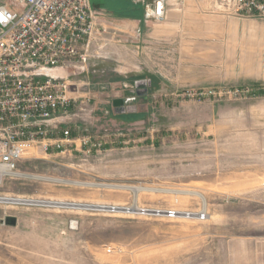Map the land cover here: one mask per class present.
Segmentation results:
<instances>
[{
	"label": "rangeland",
	"instance_id": "obj_1",
	"mask_svg": "<svg viewBox=\"0 0 264 264\" xmlns=\"http://www.w3.org/2000/svg\"><path fill=\"white\" fill-rule=\"evenodd\" d=\"M230 1L165 0L161 18L139 32L117 21L84 67L59 69L75 84L61 127L76 141L30 149L0 196L99 207L0 201V264H264V19ZM129 80L145 90L120 98ZM131 187L148 189L134 201ZM134 202L161 212L101 208Z\"/></svg>",
	"mask_w": 264,
	"mask_h": 264
},
{
	"label": "built area",
	"instance_id": "obj_2",
	"mask_svg": "<svg viewBox=\"0 0 264 264\" xmlns=\"http://www.w3.org/2000/svg\"><path fill=\"white\" fill-rule=\"evenodd\" d=\"M230 2L238 15L264 19V0ZM164 3L154 0L145 18H161ZM94 14L89 0H0V182L15 172L18 161L32 148L45 154L64 151L70 135L61 126L69 116L74 101L69 93L75 91V84L48 71L88 63L95 38ZM164 212L168 217L181 214L174 209Z\"/></svg>",
	"mask_w": 264,
	"mask_h": 264
},
{
	"label": "crops",
	"instance_id": "obj_3",
	"mask_svg": "<svg viewBox=\"0 0 264 264\" xmlns=\"http://www.w3.org/2000/svg\"><path fill=\"white\" fill-rule=\"evenodd\" d=\"M132 1V0H131ZM154 1V0H153ZM101 5L102 7H105V8H100V9H96V7H92V10H94L95 12H97L99 15L95 16V19H99L98 20V23L96 22V20L94 21V23H96L95 25V38L93 39L91 45L89 46V53L91 51V47L93 45H95V42L99 39V40H102V35H105L109 32V30H111L110 35H112L113 37L115 36H120V31L124 30L123 28L119 29L117 26H116V23L117 21H121L123 23V25L126 26L125 30L123 32H127V29L128 30H134L135 28L139 31H141V28L143 27V25H145V22L147 21L145 18V11L147 9V7L149 8L150 6H152L153 2L151 4H147L145 6L144 2L143 1H139V2H133L134 4L133 5H139L140 7H142V11L141 13L138 15V17L136 18H123V16L119 17L117 15H112L113 14V11L112 9L108 8L107 6V3H106V0H101ZM91 4V3H90ZM112 12V13H111ZM177 16H181L180 14L176 15L175 17ZM149 19H152V18H149ZM154 19V18H153ZM119 32V33H117ZM90 55V54H89ZM59 74H61V72L59 71ZM134 83H131L130 80L129 82L126 81V88L125 90L122 91V93L120 94V98H127L129 99L130 97H132L133 93L135 92V95L139 94V93H142L141 90L137 89L136 85H134ZM130 87H133V88H130ZM88 92H86L85 94H87ZM109 94L107 93V96ZM94 96H99V93H94ZM96 106H92V110L95 109ZM110 106H103L102 109L104 111H106L107 109H109ZM128 108L130 109L131 108V111H135L137 110V107L135 105H132V106H128ZM128 109V111H129ZM94 114V113H93ZM76 140H69V142L66 144V145H69L70 143H75ZM193 190V189H192ZM191 191V190H190ZM195 192H197L196 190H193ZM199 193V192H198Z\"/></svg>",
	"mask_w": 264,
	"mask_h": 264
},
{
	"label": "bare ground",
	"instance_id": "obj_4",
	"mask_svg": "<svg viewBox=\"0 0 264 264\" xmlns=\"http://www.w3.org/2000/svg\"><path fill=\"white\" fill-rule=\"evenodd\" d=\"M157 5H158V8L160 9L161 8V4L159 3ZM48 72L53 73V74L54 73L56 74V72L59 73V70L58 69H56V70L53 69V70H50ZM1 174L2 173L0 172V175ZM10 174L11 175H21L20 173H17V172H12ZM143 189L144 190L145 189L147 190L148 188L131 187V191H133V193H134V201L137 198V193L139 192V190H143ZM176 191H178V190H176ZM185 193H190V194L198 195V196H200L203 199V196L200 193H198V191L195 192L193 190H191V191L190 190H186ZM0 201L1 202H6V203H23V202H27V204L28 203H44V204L46 203V204H52V205H55L56 204V205H58L60 207L61 206H65V207H72V208L73 207H75V208H85V206H84L85 204L75 203L74 205H69V204H72V203L55 202V201H43V200L41 201V200H34V199H22V198H13V197H7V196H0ZM129 209H131V210H139V206L137 204H135V202H134V203H132V206Z\"/></svg>",
	"mask_w": 264,
	"mask_h": 264
},
{
	"label": "water",
	"instance_id": "obj_5",
	"mask_svg": "<svg viewBox=\"0 0 264 264\" xmlns=\"http://www.w3.org/2000/svg\"><path fill=\"white\" fill-rule=\"evenodd\" d=\"M134 85H136V87H137L139 90H141V89H140V86H144V85H146V81H145V80H137V81H135V84H134ZM143 90H145V89H142V92H144ZM118 102H119V103H123V100L120 99V100H118ZM74 204H75V203H74ZM74 204L72 203V204H69V205H74ZM78 206H79V205H78ZM84 206H85L86 208L99 207L98 205H89V204H85ZM100 206H101V205H100ZM4 222L7 223V224H10V225H14V224L16 223V218L13 217V216H7Z\"/></svg>",
	"mask_w": 264,
	"mask_h": 264
},
{
	"label": "trees",
	"instance_id": "obj_6",
	"mask_svg": "<svg viewBox=\"0 0 264 264\" xmlns=\"http://www.w3.org/2000/svg\"><path fill=\"white\" fill-rule=\"evenodd\" d=\"M93 5L95 6V5H97V4L94 3Z\"/></svg>",
	"mask_w": 264,
	"mask_h": 264
}]
</instances>
